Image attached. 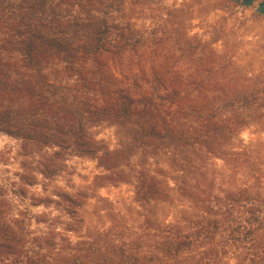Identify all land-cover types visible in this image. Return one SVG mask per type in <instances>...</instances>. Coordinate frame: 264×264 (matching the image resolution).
I'll return each mask as SVG.
<instances>
[{
  "label": "trees",
  "instance_id": "trees-1",
  "mask_svg": "<svg viewBox=\"0 0 264 264\" xmlns=\"http://www.w3.org/2000/svg\"><path fill=\"white\" fill-rule=\"evenodd\" d=\"M99 5L0 3V132L40 157L44 178L96 160L95 185H133L144 220L76 238L90 194L31 195L37 174L25 172L0 180V264H264V142L241 138L264 133V71L244 72L216 39L165 51L170 36L134 34L93 15ZM160 205L181 211L162 221Z\"/></svg>",
  "mask_w": 264,
  "mask_h": 264
},
{
  "label": "rangeland",
  "instance_id": "rangeland-1",
  "mask_svg": "<svg viewBox=\"0 0 264 264\" xmlns=\"http://www.w3.org/2000/svg\"><path fill=\"white\" fill-rule=\"evenodd\" d=\"M22 0H0V3H20ZM101 9L93 12L96 17H107L120 25H128L131 32L146 38L170 36L172 42L164 46L167 50H179V40L183 39L191 46L198 41L213 42L219 52H230L236 63L244 72L253 71L260 74L264 71V15L258 12L264 0H254L252 5L243 0H99ZM115 8L111 12L104 10L108 5ZM7 6V4L3 5ZM108 10V9H107ZM82 8H76L80 13ZM108 12V13H107ZM150 48L146 45L144 49ZM154 49V47H151ZM99 138L111 147H116L122 136L115 127H102L97 130ZM246 143L264 142V133L256 125L243 132ZM136 161H138L136 159ZM40 157L28 155L21 149L20 142L14 137L0 132V180L9 184L20 178L25 172L36 173L37 184L30 188V194L39 197L53 196L60 190L72 194L88 192L90 199L81 217L84 226L79 234L107 229L114 219L124 224L137 226L144 220L143 210L136 202L135 188L131 184L107 185L98 188L95 185L97 176L102 174L96 160L72 157L67 163L65 172L44 178L38 172ZM157 160L152 162L155 170ZM219 176L229 177V167L222 161H214ZM158 163V162H157ZM165 167V163L161 162ZM157 165L160 166V163ZM157 217L162 221H172L177 217L179 206L160 205L156 208ZM44 211L43 208L35 209Z\"/></svg>",
  "mask_w": 264,
  "mask_h": 264
},
{
  "label": "water",
  "instance_id": "water-1",
  "mask_svg": "<svg viewBox=\"0 0 264 264\" xmlns=\"http://www.w3.org/2000/svg\"><path fill=\"white\" fill-rule=\"evenodd\" d=\"M240 1V0H238ZM254 2V0H248V5H252ZM258 12L262 15H264V3L260 6V8L258 9Z\"/></svg>",
  "mask_w": 264,
  "mask_h": 264
},
{
  "label": "flooded vegetation",
  "instance_id": "flooded-vegetation-1",
  "mask_svg": "<svg viewBox=\"0 0 264 264\" xmlns=\"http://www.w3.org/2000/svg\"><path fill=\"white\" fill-rule=\"evenodd\" d=\"M243 2H248V0H243Z\"/></svg>",
  "mask_w": 264,
  "mask_h": 264
}]
</instances>
